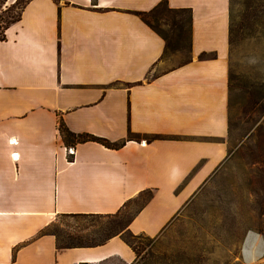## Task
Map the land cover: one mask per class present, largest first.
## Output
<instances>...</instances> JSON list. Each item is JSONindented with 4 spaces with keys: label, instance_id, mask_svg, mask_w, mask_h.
<instances>
[{
    "label": "crops",
    "instance_id": "1",
    "mask_svg": "<svg viewBox=\"0 0 264 264\" xmlns=\"http://www.w3.org/2000/svg\"><path fill=\"white\" fill-rule=\"evenodd\" d=\"M162 1L192 12L191 58L169 67L165 40L137 14ZM229 2H27L0 40V264H135L121 236L59 249L44 231L59 214L116 213L151 190L129 228L158 238L191 203L230 156ZM61 121L126 142L69 154Z\"/></svg>",
    "mask_w": 264,
    "mask_h": 264
},
{
    "label": "rangeland",
    "instance_id": "2",
    "mask_svg": "<svg viewBox=\"0 0 264 264\" xmlns=\"http://www.w3.org/2000/svg\"><path fill=\"white\" fill-rule=\"evenodd\" d=\"M16 1L0 2V24L20 11L14 5ZM238 9L243 29L230 45V71L238 77L236 98L252 99L245 89L253 85L257 104L253 105L251 121L244 119L231 140L233 151L241 133L249 135L264 126V0H247ZM190 58L187 50L175 51L161 67L175 66ZM233 151L158 238L141 235L134 240L138 256L135 264H264V237L256 230L262 221L264 224V215L260 216L264 207V165L249 152ZM66 223L75 222L58 215L51 229ZM250 233L257 235L259 244L247 254L244 245ZM260 250L262 255L249 262Z\"/></svg>",
    "mask_w": 264,
    "mask_h": 264
},
{
    "label": "trees",
    "instance_id": "3",
    "mask_svg": "<svg viewBox=\"0 0 264 264\" xmlns=\"http://www.w3.org/2000/svg\"><path fill=\"white\" fill-rule=\"evenodd\" d=\"M3 1V0H2ZM0 0V2H2ZM7 0H4V2ZM30 0H17L14 5L20 9L17 14L9 15V19L0 24V40L5 39V30L9 24L19 19L23 7ZM2 2V3H4ZM229 5V49L234 42L235 37L243 29V23L240 20L241 11L239 6L247 4V0H230ZM153 30L160 34L165 40V51L163 58H167L172 52L187 50L191 52L192 39V12L187 8H170L166 1L160 2L148 12L137 13ZM230 51V50H229ZM211 55V54H210ZM209 56L208 53H202L201 58ZM238 77L229 73V144L236 136L240 123L250 122L252 119L253 105L257 104L255 98L256 89L251 85L245 92H249L252 99L244 101L242 97L236 98V87L239 85L235 81ZM250 114V117L247 116ZM253 121V120H252ZM59 131L63 137L66 146H76L79 143L87 141H97L109 148H120L126 140L111 142L102 137L82 133L77 134L70 131L61 121ZM139 134L129 133L128 139L139 138ZM153 136L152 138H156ZM149 138V140H151ZM233 147L230 145L229 152L232 153ZM249 152L252 156L257 157V162L264 165V126L257 128L256 132L247 135L240 134L236 142V148L233 153ZM69 158H73L72 155ZM264 176V173H263ZM264 191V181H263ZM153 193L151 190L141 192L137 197L128 200L124 206L116 213L99 214V213H63L59 216L63 219L73 220L75 223H66L63 227L51 228L55 224L47 227L44 233L52 234L56 237L57 247L59 249L74 247H90L104 244L110 238L121 236L136 252L134 240L141 235L134 234L129 225L135 215L151 199ZM132 206L135 209L132 210ZM264 215V207L261 209L260 216ZM256 230L263 234V221L256 227Z\"/></svg>",
    "mask_w": 264,
    "mask_h": 264
},
{
    "label": "bare ground",
    "instance_id": "4",
    "mask_svg": "<svg viewBox=\"0 0 264 264\" xmlns=\"http://www.w3.org/2000/svg\"><path fill=\"white\" fill-rule=\"evenodd\" d=\"M258 242H259V240H258L257 235L254 233H250L247 236L246 241H245V245H244L245 253L251 254L253 252V250H252L253 245L259 244ZM261 255H262V251L260 250L257 252V254L254 257L249 259V262H253V261L257 260V258H259Z\"/></svg>",
    "mask_w": 264,
    "mask_h": 264
},
{
    "label": "built area",
    "instance_id": "5",
    "mask_svg": "<svg viewBox=\"0 0 264 264\" xmlns=\"http://www.w3.org/2000/svg\"><path fill=\"white\" fill-rule=\"evenodd\" d=\"M74 151H75L74 146L68 148V152H69V154H73Z\"/></svg>",
    "mask_w": 264,
    "mask_h": 264
}]
</instances>
